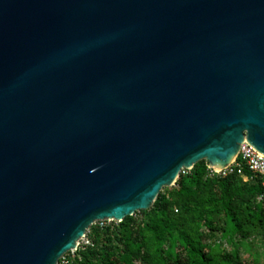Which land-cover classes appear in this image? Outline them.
<instances>
[{"label": "water", "instance_id": "obj_1", "mask_svg": "<svg viewBox=\"0 0 264 264\" xmlns=\"http://www.w3.org/2000/svg\"><path fill=\"white\" fill-rule=\"evenodd\" d=\"M245 138L264 0H0V264H59Z\"/></svg>", "mask_w": 264, "mask_h": 264}, {"label": "trees", "instance_id": "obj_2", "mask_svg": "<svg viewBox=\"0 0 264 264\" xmlns=\"http://www.w3.org/2000/svg\"><path fill=\"white\" fill-rule=\"evenodd\" d=\"M89 237L64 255L67 264H246L240 245L264 249V186L237 173L211 176L203 159L151 208L95 223Z\"/></svg>", "mask_w": 264, "mask_h": 264}, {"label": "built area", "instance_id": "obj_3", "mask_svg": "<svg viewBox=\"0 0 264 264\" xmlns=\"http://www.w3.org/2000/svg\"><path fill=\"white\" fill-rule=\"evenodd\" d=\"M191 169H183L182 173H186ZM209 173L211 176H227L233 173L240 174L244 180H259L264 186V153L259 151L253 144H251L246 138L241 144L236 158L226 167L215 168L209 166ZM119 222L116 220L104 219L98 220L95 223L100 225L110 224L111 222ZM91 244L89 237V230L79 240L78 248L84 245ZM77 248V249H78ZM71 251L72 255H75L76 250ZM68 260L66 256L62 257L61 264H67Z\"/></svg>", "mask_w": 264, "mask_h": 264}, {"label": "rangeland", "instance_id": "obj_4", "mask_svg": "<svg viewBox=\"0 0 264 264\" xmlns=\"http://www.w3.org/2000/svg\"><path fill=\"white\" fill-rule=\"evenodd\" d=\"M227 248L230 250L232 246H227ZM241 249L242 255L244 260L246 261V264H258L260 262L264 261V249L262 247L256 248L254 251H249L246 249V247L241 246L239 247ZM258 252L261 255V260L257 259Z\"/></svg>", "mask_w": 264, "mask_h": 264}, {"label": "bare ground", "instance_id": "obj_5", "mask_svg": "<svg viewBox=\"0 0 264 264\" xmlns=\"http://www.w3.org/2000/svg\"><path fill=\"white\" fill-rule=\"evenodd\" d=\"M234 159H235V157L232 158V160H234ZM217 168H220V166H217Z\"/></svg>", "mask_w": 264, "mask_h": 264}]
</instances>
